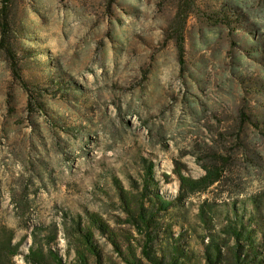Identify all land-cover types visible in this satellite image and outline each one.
<instances>
[{"label":"rangeland","instance_id":"rangeland-1","mask_svg":"<svg viewBox=\"0 0 264 264\" xmlns=\"http://www.w3.org/2000/svg\"><path fill=\"white\" fill-rule=\"evenodd\" d=\"M2 22L0 264H150L148 236L203 264L235 221L264 254V0H0Z\"/></svg>","mask_w":264,"mask_h":264},{"label":"trees","instance_id":"trees-1","mask_svg":"<svg viewBox=\"0 0 264 264\" xmlns=\"http://www.w3.org/2000/svg\"><path fill=\"white\" fill-rule=\"evenodd\" d=\"M8 1V0H5ZM5 23L0 24V30L4 33ZM219 178L216 172H208L200 181H187L190 183L191 190L205 189L207 186L211 185ZM202 183V184H201ZM161 207L166 208L169 202L159 200ZM202 219L203 214L201 215ZM92 222L96 224L100 229H102V224L99 219L93 218ZM140 222L148 227L150 222L142 214L140 216ZM252 229H245L243 225L238 224L237 221L233 224L227 223L222 228L223 234L227 235L233 240L232 246L230 247L229 257H224L223 247L221 242H218V238L210 235L208 241L204 244L203 251V264H264V254L258 249L256 243L251 239ZM84 238V244L88 247V250L95 253V247L91 241V234L88 230L81 231ZM11 237H9L5 242L0 244V251L6 250L7 246L10 244ZM152 239L148 236L146 242L142 247V254L150 264H195L192 263L189 253L187 254L181 245L174 242L170 247L169 251L161 254H157L151 249ZM16 248H14L10 255L16 253ZM51 254V252H49ZM78 261L80 264H86L83 251L76 250ZM28 260H32L33 264H43L42 254L38 250H31L27 256ZM130 264H137L136 261L129 262Z\"/></svg>","mask_w":264,"mask_h":264}]
</instances>
